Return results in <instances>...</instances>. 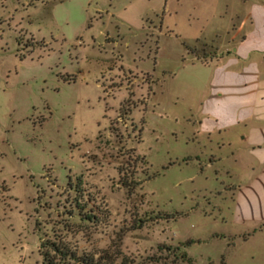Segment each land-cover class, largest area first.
Segmentation results:
<instances>
[{
    "label": "rangeland",
    "instance_id": "1",
    "mask_svg": "<svg viewBox=\"0 0 264 264\" xmlns=\"http://www.w3.org/2000/svg\"><path fill=\"white\" fill-rule=\"evenodd\" d=\"M226 2L0 0V264L67 221L113 264H264V167L190 134Z\"/></svg>",
    "mask_w": 264,
    "mask_h": 264
},
{
    "label": "crops",
    "instance_id": "2",
    "mask_svg": "<svg viewBox=\"0 0 264 264\" xmlns=\"http://www.w3.org/2000/svg\"><path fill=\"white\" fill-rule=\"evenodd\" d=\"M222 7L228 13L223 31L214 27L202 35L204 24L198 26L200 36L219 39L216 52L202 61L187 60L203 66L207 76L190 134L212 144L208 162L251 154L264 167V0H237Z\"/></svg>",
    "mask_w": 264,
    "mask_h": 264
},
{
    "label": "trees",
    "instance_id": "3",
    "mask_svg": "<svg viewBox=\"0 0 264 264\" xmlns=\"http://www.w3.org/2000/svg\"><path fill=\"white\" fill-rule=\"evenodd\" d=\"M185 47L189 49V46L185 44ZM20 56H22L20 54ZM132 179H121L120 183L122 186L126 187L127 190H131L137 181H131ZM70 185V182L68 181ZM78 192L80 190L76 189ZM80 193V192H79ZM77 200L78 197L75 196L74 202L71 204L70 209H68L69 215L77 214L82 219L97 220V214H95L92 208H85L88 198ZM174 215L170 213H164L162 217L168 218ZM140 221V220H139ZM71 223L67 221L65 223V232H55L52 230L51 235H46L44 238L40 239L38 244V250L41 254V261L43 264H113V259L108 257L107 260H101V258H94L91 253L88 252H78L76 247L70 244V241L66 238L67 231H74L70 225ZM140 222H137L135 227L139 226ZM187 239L185 242H189ZM123 264V261L121 262Z\"/></svg>",
    "mask_w": 264,
    "mask_h": 264
}]
</instances>
